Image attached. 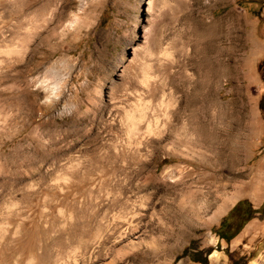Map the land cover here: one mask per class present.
<instances>
[{"label":"rangeland","instance_id":"1","mask_svg":"<svg viewBox=\"0 0 264 264\" xmlns=\"http://www.w3.org/2000/svg\"><path fill=\"white\" fill-rule=\"evenodd\" d=\"M243 198L264 0H0V264H264V208L215 250Z\"/></svg>","mask_w":264,"mask_h":264},{"label":"crops","instance_id":"2","mask_svg":"<svg viewBox=\"0 0 264 264\" xmlns=\"http://www.w3.org/2000/svg\"><path fill=\"white\" fill-rule=\"evenodd\" d=\"M263 208V203L254 206L248 198L237 200L215 226V250L227 249L233 241L235 245L239 242L242 244V235L246 229L260 225ZM212 251L206 254V258L211 256Z\"/></svg>","mask_w":264,"mask_h":264},{"label":"trees","instance_id":"3","mask_svg":"<svg viewBox=\"0 0 264 264\" xmlns=\"http://www.w3.org/2000/svg\"><path fill=\"white\" fill-rule=\"evenodd\" d=\"M211 251L207 252V254H210ZM196 262H199V261H196Z\"/></svg>","mask_w":264,"mask_h":264},{"label":"bare ground","instance_id":"4","mask_svg":"<svg viewBox=\"0 0 264 264\" xmlns=\"http://www.w3.org/2000/svg\"><path fill=\"white\" fill-rule=\"evenodd\" d=\"M119 65V64H118ZM115 66V65H114Z\"/></svg>","mask_w":264,"mask_h":264}]
</instances>
